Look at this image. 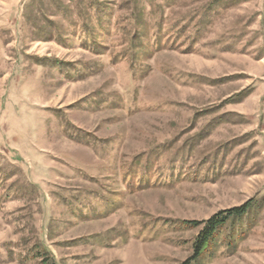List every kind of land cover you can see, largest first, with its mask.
Returning <instances> with one entry per match:
<instances>
[{"label":"rangeland","instance_id":"374dc122","mask_svg":"<svg viewBox=\"0 0 264 264\" xmlns=\"http://www.w3.org/2000/svg\"><path fill=\"white\" fill-rule=\"evenodd\" d=\"M262 200L264 0H0V264H184L252 201L196 264H264Z\"/></svg>","mask_w":264,"mask_h":264},{"label":"trees","instance_id":"16d2710c","mask_svg":"<svg viewBox=\"0 0 264 264\" xmlns=\"http://www.w3.org/2000/svg\"><path fill=\"white\" fill-rule=\"evenodd\" d=\"M262 202L264 201L262 200ZM259 208V204H257L256 201H252L243 206L219 212L207 221L192 222L194 226L202 225L203 229L200 231V234L194 243V256L184 264H196L200 258L207 251L212 250L213 247L214 251L221 241H223L221 237L225 234L230 223L231 226H234L227 233L226 248L229 250L234 248V246L244 238V234L247 233L246 231H243V223L245 220L250 221L249 217H251L254 211L257 212ZM237 224L238 226H236Z\"/></svg>","mask_w":264,"mask_h":264}]
</instances>
